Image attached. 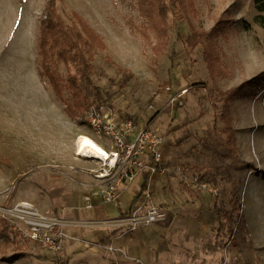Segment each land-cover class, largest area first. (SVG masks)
<instances>
[{
    "label": "rangeland",
    "instance_id": "rangeland-1",
    "mask_svg": "<svg viewBox=\"0 0 264 264\" xmlns=\"http://www.w3.org/2000/svg\"><path fill=\"white\" fill-rule=\"evenodd\" d=\"M46 1L0 0V209L27 202L41 214L69 223L76 239L51 251L23 235L1 237L0 264H145L120 244L132 234L113 224L117 215L110 205L122 209L123 188L115 201L94 199L92 208L86 206L84 196L97 182L86 169L100 162L74 153L76 136L88 134L102 147L109 138L86 125V110L68 117L64 101L70 93L65 91L62 101L39 78L36 42ZM192 1L191 19L197 28L213 30L211 39L225 71L215 83L202 46H185L190 28L184 19L170 16L168 45L156 55L157 35L139 0H57L56 6L67 23L79 14L105 43L96 51L90 75L101 99L118 114L150 123L165 136L162 184L151 201L167 208L184 206L187 195H197L183 183L193 172L219 190L220 226L212 244L204 247L208 256L195 240L192 256L171 249L162 264H264V27L257 19L264 11L255 0ZM58 69L65 77L62 62ZM239 85L243 89L228 100L235 135L231 144L220 113L224 92ZM167 86L172 92L187 88V93L182 106L158 113L170 94ZM90 100L96 98L91 94ZM208 201L213 198L201 203ZM170 216L169 209L161 225ZM199 216L194 215L195 224L201 222Z\"/></svg>",
    "mask_w": 264,
    "mask_h": 264
},
{
    "label": "built area",
    "instance_id": "built-area-1",
    "mask_svg": "<svg viewBox=\"0 0 264 264\" xmlns=\"http://www.w3.org/2000/svg\"><path fill=\"white\" fill-rule=\"evenodd\" d=\"M165 89L170 94L158 113L182 106L187 93V88L174 92L168 86ZM83 121L96 134L109 138L103 147L108 155L106 163L99 161V165L86 169L97 181L84 196L86 206L92 208L94 199L101 203L115 201L126 184L141 176L145 189L130 210L114 218L113 224L125 227L132 234L167 220L168 208L151 201L153 177L164 170V134L150 123L142 124L131 116L118 114L106 99L90 103ZM183 183L187 188L205 191L213 197L219 194L218 188L198 172L188 173ZM0 217L8 220L12 230L51 251H59L66 241L76 239L68 231L69 223L41 214L27 202L1 208Z\"/></svg>",
    "mask_w": 264,
    "mask_h": 264
},
{
    "label": "trees",
    "instance_id": "trees-1",
    "mask_svg": "<svg viewBox=\"0 0 264 264\" xmlns=\"http://www.w3.org/2000/svg\"><path fill=\"white\" fill-rule=\"evenodd\" d=\"M56 1H46L38 28L36 42L38 75L40 80L49 84L55 96L60 100L63 101L65 91L70 93V99L64 101V111L68 117L76 118L79 113L87 109L90 103L102 100V93L97 87H93L90 75L96 51L104 49L105 43L79 14L73 13V19L67 23L59 14ZM255 2L257 9L264 11V0H255ZM139 3L147 23L157 35V41L152 47L154 54H161L168 45L170 16L184 19L190 28V34L184 39L185 46L189 50L199 45L202 46L203 59L213 83L219 77L225 76L220 54L214 48L211 39L213 30L199 29L191 19L189 12L193 8L192 0H139ZM257 19L264 27V15L259 14ZM60 62L65 66V77L59 72L58 63ZM88 88H93V92L88 93ZM242 89L243 86L239 85L224 92L220 118L224 122L222 130L228 135V142L231 144L235 141V135L228 100ZM91 94L96 100H90ZM144 189L145 183L142 184L134 200ZM239 220H242V215ZM18 235L20 233L12 230L8 220L0 217V238L3 237L5 240L10 239V236ZM61 263L66 264L65 261Z\"/></svg>",
    "mask_w": 264,
    "mask_h": 264
},
{
    "label": "crops",
    "instance_id": "crops-1",
    "mask_svg": "<svg viewBox=\"0 0 264 264\" xmlns=\"http://www.w3.org/2000/svg\"><path fill=\"white\" fill-rule=\"evenodd\" d=\"M165 151V148H164ZM76 165L80 166L77 161H74ZM162 173V172H161ZM156 174L152 180L153 195H157V192L161 188L160 174ZM144 182V177H137L132 182L126 184L123 187L121 196L118 202L122 209H119L116 204H111L110 209L116 215L125 213L135 204V195L140 192V188ZM197 195H187L184 198V206L173 205L168 210H171V216L168 223L161 225L162 223L155 224L153 226L139 229L132 233V238L123 239L121 245L125 248L129 256L140 257L145 261V264H162L166 261L167 256L173 249L176 255H179L181 250L186 253L190 251L192 256V250H194L195 240L201 242L203 256H208L207 247L212 243V237L214 232L219 230L220 213H222V207L215 199L217 197L211 196L205 191L194 190ZM219 195V194H218ZM209 196V200L212 201L203 202ZM199 198V199H198ZM177 199L172 200L174 203ZM159 204V202H158ZM200 215L202 219L200 223L194 221V215ZM215 235V234H214ZM217 235V234H216ZM249 239L252 241V235L249 232ZM207 240V242H206ZM219 242V241H218ZM217 239L213 241V244H218ZM199 245V243H197ZM206 248L204 250V247ZM171 258V257H170ZM172 258L170 261H172ZM67 264V260L65 261ZM83 264H89L83 262ZM123 264H134L133 262L124 261Z\"/></svg>",
    "mask_w": 264,
    "mask_h": 264
},
{
    "label": "bare ground",
    "instance_id": "bare-ground-1",
    "mask_svg": "<svg viewBox=\"0 0 264 264\" xmlns=\"http://www.w3.org/2000/svg\"><path fill=\"white\" fill-rule=\"evenodd\" d=\"M74 145L76 155L106 163L107 151L88 134H77Z\"/></svg>",
    "mask_w": 264,
    "mask_h": 264
}]
</instances>
